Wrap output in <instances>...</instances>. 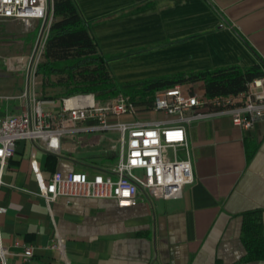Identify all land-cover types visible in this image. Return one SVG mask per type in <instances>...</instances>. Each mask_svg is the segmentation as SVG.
Here are the masks:
<instances>
[{"label":"crops","instance_id":"1","mask_svg":"<svg viewBox=\"0 0 264 264\" xmlns=\"http://www.w3.org/2000/svg\"><path fill=\"white\" fill-rule=\"evenodd\" d=\"M75 1L92 21V36L105 55L164 44L111 61L109 70L120 83L227 66L259 65L264 71V0ZM38 77L40 94L51 95V87ZM188 84L205 93L203 81ZM21 103L0 99V116L18 113ZM176 117L151 113L152 119ZM187 132L195 181L171 199L142 190L138 204L129 208L119 207L114 198L61 196L48 203L38 194L42 181L57 170L92 175L115 164L114 134L67 136L57 152L42 142L20 141L4 173L14 186L4 185L0 193L7 208L0 220L4 244L12 251L9 261L264 264V259L245 260L243 241L247 212H258L264 230V120L242 129L229 117L216 116L192 122ZM56 233L65 238L63 253L50 248ZM18 239L35 246L28 262L14 246Z\"/></svg>","mask_w":264,"mask_h":264},{"label":"built area","instance_id":"2","mask_svg":"<svg viewBox=\"0 0 264 264\" xmlns=\"http://www.w3.org/2000/svg\"><path fill=\"white\" fill-rule=\"evenodd\" d=\"M53 0H0L1 20H21L27 28L40 23L28 78L17 95H0V99L20 100L18 113L0 116V193L4 173L20 141L42 142L45 149L57 152L62 139L82 133H111L118 151L115 164L94 174L86 171H55L42 182L38 192L48 203L61 196L114 198L119 207L136 206L142 190L160 199L182 195L185 186L195 181L192 151L187 126L197 120L227 116L242 129H252L264 120V73L247 83V89L234 95L207 96L193 90L188 83H178L157 90L152 101H134L118 94L106 99L95 93H81L56 98L44 97L38 91V66L44 58L46 42L55 19ZM76 103H70L72 100ZM163 111L176 115L171 121L152 119L151 113ZM125 115L136 116L123 119ZM36 159V153H32ZM25 189V188H20ZM7 210L0 203V217ZM65 238L58 233L50 248L64 252ZM23 262L34 256L35 246L16 240ZM12 251L4 244L0 220V264L9 261Z\"/></svg>","mask_w":264,"mask_h":264},{"label":"trees","instance_id":"3","mask_svg":"<svg viewBox=\"0 0 264 264\" xmlns=\"http://www.w3.org/2000/svg\"><path fill=\"white\" fill-rule=\"evenodd\" d=\"M52 6L55 19L38 74L42 75L44 86H48V82L56 77L57 87L62 90L57 96L45 94L44 97L61 99L81 93H95L97 98L106 99L122 93L136 101V96L149 93L151 97L145 100L152 101L153 94L159 89L198 81L205 83L207 96H229L245 91L249 81L264 73L259 65L248 68L227 66L120 83L109 70L111 61L153 51L164 44L105 55L100 52L92 36V21L83 17L75 0H53ZM139 98L145 101L142 96ZM243 232L245 260L264 259V230L258 212L245 214Z\"/></svg>","mask_w":264,"mask_h":264},{"label":"rangeland","instance_id":"4","mask_svg":"<svg viewBox=\"0 0 264 264\" xmlns=\"http://www.w3.org/2000/svg\"><path fill=\"white\" fill-rule=\"evenodd\" d=\"M40 23L33 22L27 28L25 22L21 20H1L0 19V86L1 93L12 92L20 94L28 78V65L31 55L39 35ZM39 78V77H38ZM41 79V77H40ZM43 81V80H42ZM51 87L52 96L60 94V88L56 83V77L48 82ZM0 95H3L1 94ZM142 100L151 97V94H140L136 99ZM10 101L11 99H5ZM58 101L60 99H57ZM11 113V112H9Z\"/></svg>","mask_w":264,"mask_h":264},{"label":"bare ground","instance_id":"5","mask_svg":"<svg viewBox=\"0 0 264 264\" xmlns=\"http://www.w3.org/2000/svg\"><path fill=\"white\" fill-rule=\"evenodd\" d=\"M70 103H76V100L74 99V100L70 101Z\"/></svg>","mask_w":264,"mask_h":264}]
</instances>
